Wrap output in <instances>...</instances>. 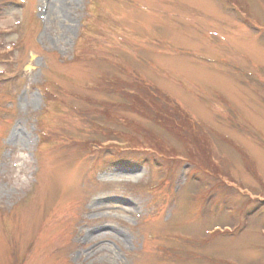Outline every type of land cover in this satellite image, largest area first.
Wrapping results in <instances>:
<instances>
[{"label": "rangeland", "instance_id": "rangeland-1", "mask_svg": "<svg viewBox=\"0 0 264 264\" xmlns=\"http://www.w3.org/2000/svg\"><path fill=\"white\" fill-rule=\"evenodd\" d=\"M0 264H264V0H0Z\"/></svg>", "mask_w": 264, "mask_h": 264}, {"label": "trees", "instance_id": "trees-1", "mask_svg": "<svg viewBox=\"0 0 264 264\" xmlns=\"http://www.w3.org/2000/svg\"><path fill=\"white\" fill-rule=\"evenodd\" d=\"M104 83V82H103ZM102 83V84H103ZM98 85V86H96V88L97 89H99V88H101V89H103V90H107L108 88L106 87L107 85L109 86V85H111L112 86V89L114 90V89H118L119 91L118 92H120V94H122V96H126V98H134L133 100L136 102V103H138L137 101H136V98H138L137 96H139L140 94V92H139V90L140 89H138V90H136L135 88H133V86H125V85H123V86H121L120 84H118L117 82H115V81H112V82H108L107 83V85ZM143 87V86H142ZM141 89H145V87H143V88H141ZM126 103V102H125ZM124 103V104H125ZM106 105V107L102 110V112H104V113H106L107 115H110V116H114L115 117V115L114 114H116V112L115 113H112L113 112V107H115V106H117L116 108H118L119 107V105H123V104H120L119 102H118V105H114V104H112V103H110V104H105ZM129 107V110H131L130 108H133L132 106V104L130 103V105H128ZM113 108V109H112ZM112 109V110H111ZM109 117V116H108ZM113 119V118H112ZM104 122H106V121H104ZM157 122H159L158 120H157ZM96 125H98V126H100V127H105V128H107L108 129V125L106 124V123H100V121H98V123H96ZM116 125H121V123H117ZM201 127L199 126V132L202 134L203 132H205L204 130H202V129H200ZM112 130H114V131H117V132H123V128H122V130L120 131L119 129H115L114 127H112ZM143 134V136H148L147 135V133L146 132H143L142 133ZM119 137V136H118ZM95 139H93V142L92 141H88L87 143H86V141L85 142H83V149H84V147L87 149V148H90L91 149V147H92V145L93 144H97L98 145V143L96 142V141H94ZM108 141H116V140H112V139H108ZM196 150H198V152H201V151H203L202 149H196ZM187 155L191 158V159H193V160H197V159H200V157L202 158V160L203 161H206L207 160V158H206V156H205V153L204 152H202L201 154H199L198 156L195 154V152L193 151V150H191V151H187ZM161 157L163 158V156L161 155ZM198 162V161H197ZM198 164H199V166L200 167H202V168H205L206 169V167L202 164V163H200V162H198Z\"/></svg>", "mask_w": 264, "mask_h": 264}]
</instances>
